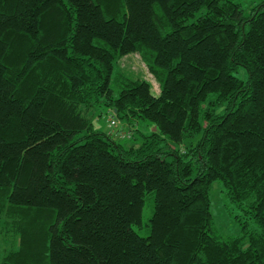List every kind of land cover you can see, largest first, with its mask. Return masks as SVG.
Returning a JSON list of instances; mask_svg holds the SVG:
<instances>
[{
    "label": "trees",
    "instance_id": "obj_1",
    "mask_svg": "<svg viewBox=\"0 0 264 264\" xmlns=\"http://www.w3.org/2000/svg\"><path fill=\"white\" fill-rule=\"evenodd\" d=\"M0 239V264H264V0H0Z\"/></svg>",
    "mask_w": 264,
    "mask_h": 264
},
{
    "label": "rangeland",
    "instance_id": "obj_2",
    "mask_svg": "<svg viewBox=\"0 0 264 264\" xmlns=\"http://www.w3.org/2000/svg\"><path fill=\"white\" fill-rule=\"evenodd\" d=\"M239 2L244 11L246 13L250 12V9L262 2L263 0H235ZM115 70L116 71H122L127 72L132 74L134 77H139L141 79H145L150 82L152 86V90L154 93L159 92V85L157 81L153 78V76L148 72L145 64L142 62L141 58L139 57L138 54L132 53L125 55L121 57L115 65ZM239 77L244 78L246 73L243 69H240V71L237 73ZM108 110H104L103 114L101 117H98L95 119V125L97 128L101 130H108L112 129L109 126V117L111 116L108 115L109 113L107 112ZM119 125H122L123 123L118 122ZM124 125V124H123ZM144 124L142 123V126ZM141 126V127H142ZM125 127V125H124ZM126 128V127H125ZM123 141V140H122ZM124 143L130 144L128 140H124ZM224 187L223 185L215 181L213 183L212 189H211V212H212V218H213V228L214 231L222 237H226L228 235H236L240 231V225L242 221H246V215L243 213L242 210H240L237 206L232 204L227 196L224 193ZM152 211V204L150 203V200L147 198L144 209H143V220L144 224L142 228H137V232L145 236L148 233V226L146 225V220L150 216ZM239 218V220H238ZM254 225L248 224L249 228H252ZM13 242L3 239H0V262H1V257L4 253L8 252L9 250L13 249Z\"/></svg>",
    "mask_w": 264,
    "mask_h": 264
},
{
    "label": "built area",
    "instance_id": "obj_3",
    "mask_svg": "<svg viewBox=\"0 0 264 264\" xmlns=\"http://www.w3.org/2000/svg\"><path fill=\"white\" fill-rule=\"evenodd\" d=\"M109 121H110L111 124L115 123L114 120H112L111 117L109 118Z\"/></svg>",
    "mask_w": 264,
    "mask_h": 264
}]
</instances>
